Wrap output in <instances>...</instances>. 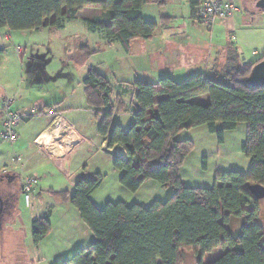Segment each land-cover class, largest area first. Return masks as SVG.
Here are the masks:
<instances>
[{
    "label": "trees",
    "instance_id": "trees-1",
    "mask_svg": "<svg viewBox=\"0 0 264 264\" xmlns=\"http://www.w3.org/2000/svg\"><path fill=\"white\" fill-rule=\"evenodd\" d=\"M200 2L189 0L192 17L205 22L198 16ZM165 3L0 0V30L58 31L76 20L81 9L95 8L108 12L104 20H109L86 19L89 29L102 34L109 44L117 42L129 51L133 41L151 39L159 27L157 22L144 20L142 7ZM3 51L0 48V56ZM263 59L264 55L245 65L234 51L229 53L224 69L214 74L221 79L195 74L182 80L165 76L157 82L137 79L131 83L135 122L128 129L119 124L110 128L112 113H108L99 131L109 149L122 147L126 152L125 157L114 155L113 162L123 172L120 183L124 188L137 192L145 182L154 181L163 188L172 187L174 192L167 200H155L148 206L119 201L98 208L91 197L104 177L101 173L85 172L70 201L94 239L89 247L78 248L71 258L58 264H181L183 250H193L199 256L198 264L216 250L223 254L209 264H264L260 200L249 191L250 185L264 186V87L253 88L245 82L253 66ZM84 86L91 106L110 104L112 86L102 74L90 70ZM157 95L164 97L157 101ZM201 95H209L208 104L192 101ZM118 105L127 110L123 101ZM240 123L247 125L242 151L250 159L249 171L220 173L211 188L186 187L181 168L195 145L190 139L180 140L178 135L205 125L223 141L224 132L235 130ZM5 187V182L0 183V188ZM22 194L23 186L19 192ZM55 194L68 198L67 192ZM50 214L32 222L36 247L51 232ZM232 217L243 219L237 236L230 230Z\"/></svg>",
    "mask_w": 264,
    "mask_h": 264
},
{
    "label": "rangeland",
    "instance_id": "rangeland-1",
    "mask_svg": "<svg viewBox=\"0 0 264 264\" xmlns=\"http://www.w3.org/2000/svg\"><path fill=\"white\" fill-rule=\"evenodd\" d=\"M186 7V1L181 0V2L168 5L167 8L178 11L186 18L190 25L191 35L210 39L211 31L207 26L200 27L202 30H199V27L197 28L199 22L196 21V24H193L195 20L192 12L186 14L184 11ZM148 9H153L151 10L153 13L149 16H154V14L156 16L158 11H163L164 7L154 5V8ZM4 31V29L0 30V32ZM235 34L236 36L245 35L239 30ZM228 36L230 35L225 29H219L214 35L215 45L222 44L224 42L222 40H227ZM16 37L18 38L4 45L6 49H3L0 60V80L5 77L15 79L14 70L18 56L21 55V52H18V46L23 49L25 46L37 45L42 54H49L53 61L48 70L51 73L54 72L51 76L54 79L59 76L60 70L68 69L65 61H71L70 71L73 78L58 77V82L64 87L65 85L72 87L66 113L74 129L68 138L53 150V156L30 159V162L23 160V167L11 162L10 154L14 155L15 151L18 152L19 145L17 143L12 145L0 138V145L4 150V156L1 159L4 163L9 162L11 165L9 164L8 168L20 175L18 186L23 185L25 175H34L38 179L32 207L26 205L22 194L17 209L8 215L5 227L0 233V264H58L71 258L78 248L89 247L94 239L93 233L84 224L79 211L70 201L76 190L77 182L85 172L90 175L101 173L104 177L101 187L91 197L98 208L105 207L108 202L119 201L128 204L138 202L148 206L149 202L156 199L167 200L174 189L172 187L163 188L154 181H147L137 194L124 188L120 183L123 172L116 169L113 164L114 153L119 156L124 154L119 152L118 148L114 149V153L111 152L104 142L105 137L99 131L108 113H112L110 128L119 124L123 129H128L135 122L134 107L131 104L133 92L128 89L130 87L123 85V82L131 85L135 81H131L130 77L134 75L135 70L143 66L142 62H137V59L141 58L128 57L121 44L117 42L109 44L102 34L92 32L83 20L69 22L62 30L55 31L46 28L42 32L36 30L26 32L23 36L16 34ZM233 42L236 40L234 39ZM233 42H231L232 45H234ZM80 45L87 50L88 54L84 50L81 52L78 50ZM239 50L245 53L244 57L251 59L252 48L249 47L246 50L240 47ZM229 53L230 51L227 52ZM215 54L217 55L216 49H214L213 61L217 59ZM226 64L227 62L214 64L209 76L221 79V76L214 75L212 71L213 69L223 70ZM92 69L102 74L111 83L112 95L108 106H91L87 102L84 79ZM47 83L51 81L48 79ZM23 87L26 88V83ZM205 97L209 99V95ZM119 101L126 103L127 110L119 108ZM42 189L44 191H41ZM39 192L40 197L37 196ZM59 192H67L68 198L63 199L55 194ZM260 207V223L264 227V199L260 200ZM36 208L45 214L51 212L52 229L40 247L34 245L30 232L31 218ZM242 223V218L232 217L229 226L234 236L240 234ZM88 235H91L92 239H89ZM73 246L75 249H71ZM222 254V250L207 254L203 258V264H209ZM198 257L193 250H183L181 264H198Z\"/></svg>",
    "mask_w": 264,
    "mask_h": 264
},
{
    "label": "crops",
    "instance_id": "crops-1",
    "mask_svg": "<svg viewBox=\"0 0 264 264\" xmlns=\"http://www.w3.org/2000/svg\"><path fill=\"white\" fill-rule=\"evenodd\" d=\"M165 1L163 11H158L156 16L155 14L154 16H149L153 13L151 11L153 9H148L154 8L155 4H145L142 7L144 20L157 22L159 27L151 39H137L132 42L129 51H125L128 57L141 58L140 60L137 59V62L143 63V66L137 71L135 70L134 75L130 77L131 81L140 79L157 82L165 76L182 80L195 74L209 76L214 64H224L227 61L229 57L227 52L233 53L237 51L242 59L245 53L239 50L240 47L246 48V50L249 47L252 48L251 59L248 60L245 57L248 64L253 63L264 55V17H262L264 13L254 9V1L241 0L239 2V0H234L239 7V11L225 20H218L211 24L199 20L193 21V24H196V21L199 22V25H197L199 30L207 26L208 30L211 31L210 39L191 35L190 25L186 18L181 16L178 11H172L167 8L168 5L178 1L181 2V0ZM185 1L187 7L184 11L189 14L191 11L190 3L189 0ZM108 16V12L99 9L83 8L78 12L76 20L84 21L89 19L107 22L109 19H104ZM221 28L225 29L230 36H228L227 40H222L224 41L222 44L215 45L214 35ZM4 30V32H0V48L4 50L6 49L4 45L7 42L9 43L14 41V38H18L16 34L23 36L26 35V32H29ZM237 30L245 35L236 36ZM234 39L236 42H233ZM38 47L37 45L25 46L23 49L20 46L16 47L18 52H21V55L18 56L14 70L15 79L12 77L7 79L5 77L0 80V99L7 96L16 97V110L29 115L24 117L19 123L17 141L19 151H15L14 155L10 154L11 162H13L15 155H20L22 161L26 160L28 162H30V159L53 156V150L61 145L74 129L66 113L72 87L69 85L64 87L58 82V77L73 78L70 71L71 61H65L68 69L60 70L58 72L59 76L54 79L51 77L54 72L51 73L48 70L53 60H51L49 54H42ZM82 47V45L79 46L78 50L80 52ZM214 49L217 50V55L215 54L217 59L215 58L213 61ZM1 57L2 55L0 60ZM79 59H81L80 56ZM219 71V69H213L212 72L215 74ZM48 79L51 83H47ZM24 83H26V88L23 87ZM123 85L130 87L128 89L132 91L130 83L124 81ZM163 97L164 95H157L156 100L160 101ZM205 98V95H201L192 98V101L208 104L210 100ZM178 138L180 140L190 139L195 145L194 150L181 168V179L186 187L211 188L216 182V176L220 173H228L232 170H239L244 173L249 171L250 159L242 151V144L247 139V125L244 123H240L235 130L225 131L223 141H220L218 136L211 133L205 125L191 130H184L178 135ZM104 142L107 145V141ZM114 149L109 150L113 152ZM118 151L123 152L124 157L126 156V152L122 147H118ZM3 153L4 150L0 145L1 176L4 175L3 173L6 169H9L10 164L2 161ZM21 166L23 167L24 163H21ZM0 180L2 183V179ZM41 191L44 190L42 189ZM138 192L139 190L136 194ZM37 196L40 197L41 193H37ZM149 203L151 204L152 202ZM37 208L31 218L32 222L35 218H41L45 215V212H40ZM16 209L17 207L14 211ZM30 232L32 234V224ZM88 237L92 239L91 235H88ZM44 240L38 247L42 245ZM71 249H75L74 246Z\"/></svg>",
    "mask_w": 264,
    "mask_h": 264
},
{
    "label": "built area",
    "instance_id": "built-area-1",
    "mask_svg": "<svg viewBox=\"0 0 264 264\" xmlns=\"http://www.w3.org/2000/svg\"><path fill=\"white\" fill-rule=\"evenodd\" d=\"M239 11L234 0H201L198 8V16L207 23H215L218 20H225ZM16 98L7 96L0 99L1 129L0 138L14 145L18 141V126L24 117L29 116L16 110ZM13 162L21 165L22 157L16 155ZM17 168V166H15ZM11 172L6 169L4 173ZM38 179L34 175H25L23 178V195L28 207H32V199L36 193Z\"/></svg>",
    "mask_w": 264,
    "mask_h": 264
},
{
    "label": "water",
    "instance_id": "water-1",
    "mask_svg": "<svg viewBox=\"0 0 264 264\" xmlns=\"http://www.w3.org/2000/svg\"><path fill=\"white\" fill-rule=\"evenodd\" d=\"M254 8L264 13V0H255L254 1ZM243 63L245 65L248 62L245 60V57H242ZM246 84L253 88H263L264 87V59L258 62L256 65L253 66L250 74L247 76L245 80ZM3 176H0V179H8L7 186H11V184L16 183L20 176L15 172H7L3 173ZM1 181V180H0ZM1 183V182H0ZM249 191L251 194L258 200L264 199V186L261 184H253L249 186ZM15 199L9 196H4L3 189L0 188V233L5 227V224L8 220V215L13 213L14 209L16 208L15 201L19 197V193L16 192Z\"/></svg>",
    "mask_w": 264,
    "mask_h": 264
},
{
    "label": "flooded vegetation",
    "instance_id": "flooded-vegetation-1",
    "mask_svg": "<svg viewBox=\"0 0 264 264\" xmlns=\"http://www.w3.org/2000/svg\"><path fill=\"white\" fill-rule=\"evenodd\" d=\"M7 181H8V179H4V180L2 179V183L3 182L6 183V187L3 188V194H4V196H9V197H12L13 196V198L15 199V197H17V196L16 195H13V193L16 194V192H18V193L20 192V188L21 187L18 186V183L20 182V178H18V180H17L16 183L11 184L10 187L7 186ZM19 199H20V195L17 198V200L15 201V204H16L15 206L16 207L18 205Z\"/></svg>",
    "mask_w": 264,
    "mask_h": 264
}]
</instances>
